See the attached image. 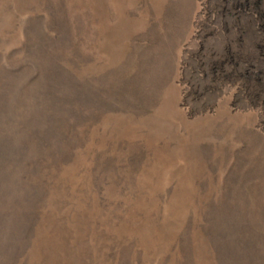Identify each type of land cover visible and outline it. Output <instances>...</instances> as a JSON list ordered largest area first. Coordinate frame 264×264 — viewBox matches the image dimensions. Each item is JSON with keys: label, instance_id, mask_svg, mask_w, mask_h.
<instances>
[{"label": "rangeland", "instance_id": "rangeland-1", "mask_svg": "<svg viewBox=\"0 0 264 264\" xmlns=\"http://www.w3.org/2000/svg\"><path fill=\"white\" fill-rule=\"evenodd\" d=\"M0 264H264V0H0Z\"/></svg>", "mask_w": 264, "mask_h": 264}]
</instances>
